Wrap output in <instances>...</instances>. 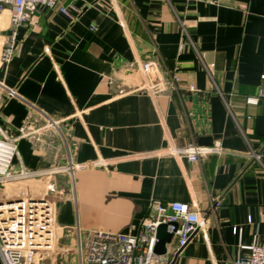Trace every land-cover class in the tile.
<instances>
[{"label":"crops","instance_id":"0c3cea01","mask_svg":"<svg viewBox=\"0 0 264 264\" xmlns=\"http://www.w3.org/2000/svg\"><path fill=\"white\" fill-rule=\"evenodd\" d=\"M75 6L74 20L39 6L17 28L19 49L8 62L1 56L11 10L0 11V82L18 94L0 90V127L17 136L25 123L45 125V115L65 137L64 144L46 128L38 140L19 138L14 167L48 170L66 162L67 149L74 162L89 164L72 180L62 173L35 180L52 182L59 196L56 264H78L88 231L134 233L155 201L174 200L206 215L207 238L195 233L172 264H233L247 256V246L264 241V0ZM151 58L162 89L134 90L143 83L137 62ZM189 143L214 150L196 161L168 152ZM215 198L221 204L211 214Z\"/></svg>","mask_w":264,"mask_h":264},{"label":"built area","instance_id":"2783aa9c","mask_svg":"<svg viewBox=\"0 0 264 264\" xmlns=\"http://www.w3.org/2000/svg\"><path fill=\"white\" fill-rule=\"evenodd\" d=\"M76 0H0V11L4 6L11 10L13 30L4 41L1 59L8 62L17 52L16 30L31 23L39 6L57 9L68 19H75ZM190 1V0H185ZM206 4H216L220 0H193ZM181 32L187 36L186 28L179 20ZM48 51V48H45ZM136 67L143 83L134 88L138 91L154 93L162 89L163 83L154 58L137 62ZM209 76L212 70L205 68ZM171 87H178V76L171 72ZM0 90L7 98L17 97L15 88L7 87L0 82ZM121 91V90H120ZM249 103H256V98H248ZM44 115V114H43ZM46 123L34 126L30 122L18 128L17 136H9L0 127V188L5 185L21 184L36 180L42 176L62 173L71 179L77 169L88 166L87 163H76L72 160L69 150L66 162L48 170H27L21 165L15 168L13 159L18 155L17 140L21 137L39 139L46 128H54L61 141L65 137L59 127V121L44 115ZM211 147H201L189 143L184 147L170 148L171 154L196 161L200 156L212 152ZM251 155L260 160L261 154L251 151ZM1 189V190H2ZM0 190V191H1ZM59 199L52 182L46 181L38 192L9 197L4 192L0 197V263L1 264H39L42 256H50L59 235V227L55 221V206ZM210 213L214 214L221 204L219 198L210 202ZM154 214L144 218L134 233L91 230L86 233L85 253L79 258L78 264H172L175 257L186 246L195 233L207 238V217L196 208L195 203L155 201ZM251 221L250 216L247 218ZM165 224L171 239L165 243V251H155L156 233L159 225ZM236 232V227L233 228ZM77 251L80 252L82 242L78 237ZM247 256L236 258L233 264H264V241L254 242L247 246ZM46 253V254H45ZM80 256V254H79ZM51 257V256H50Z\"/></svg>","mask_w":264,"mask_h":264},{"label":"rangeland","instance_id":"374dc122","mask_svg":"<svg viewBox=\"0 0 264 264\" xmlns=\"http://www.w3.org/2000/svg\"><path fill=\"white\" fill-rule=\"evenodd\" d=\"M22 184V183H21ZM21 184H14V186H21ZM29 184L31 186H36V188H41L43 185H44V182L41 181V184L40 182L38 181H35V180H32V181H29ZM13 185V184H12ZM5 188H6V192H9V184H6L5 185ZM2 188H0L1 190ZM4 189H2L0 191V197H1V194L3 193ZM59 251H60V248H58L57 245H55V248L54 250L50 253V256H42L40 259V262L41 263H44V264H56L58 261H57V256L59 255ZM46 254V253H45Z\"/></svg>","mask_w":264,"mask_h":264},{"label":"water","instance_id":"95a60500","mask_svg":"<svg viewBox=\"0 0 264 264\" xmlns=\"http://www.w3.org/2000/svg\"><path fill=\"white\" fill-rule=\"evenodd\" d=\"M171 236L172 234L167 232L165 224L159 225L156 233L155 251L163 253L165 251V243L170 241Z\"/></svg>","mask_w":264,"mask_h":264},{"label":"bare ground","instance_id":"6f19581e","mask_svg":"<svg viewBox=\"0 0 264 264\" xmlns=\"http://www.w3.org/2000/svg\"><path fill=\"white\" fill-rule=\"evenodd\" d=\"M27 182H29V181H27ZM22 192H23V194L31 193V192L23 189V187H21V186L9 185V192L5 191V194H7L9 197H12L14 195L19 196L20 193H22Z\"/></svg>","mask_w":264,"mask_h":264}]
</instances>
